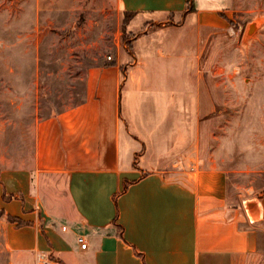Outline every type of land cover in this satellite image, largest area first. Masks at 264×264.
I'll use <instances>...</instances> for the list:
<instances>
[{"label":"crops","instance_id":"1","mask_svg":"<svg viewBox=\"0 0 264 264\" xmlns=\"http://www.w3.org/2000/svg\"><path fill=\"white\" fill-rule=\"evenodd\" d=\"M117 1L165 29L91 68L83 102L37 120L29 169H0V210L25 222L5 223L0 264H246L264 196L240 203L200 156L192 99L191 20L227 1L193 0L194 13L189 0Z\"/></svg>","mask_w":264,"mask_h":264},{"label":"rangeland","instance_id":"2","mask_svg":"<svg viewBox=\"0 0 264 264\" xmlns=\"http://www.w3.org/2000/svg\"><path fill=\"white\" fill-rule=\"evenodd\" d=\"M226 1L214 19L191 20L200 27L192 99L202 111L200 156L217 163L245 204L264 196V0ZM162 29L117 0H0V169H29L37 120L83 102L91 68ZM7 220L0 216V263ZM257 227L246 264H264V222Z\"/></svg>","mask_w":264,"mask_h":264},{"label":"trees","instance_id":"3","mask_svg":"<svg viewBox=\"0 0 264 264\" xmlns=\"http://www.w3.org/2000/svg\"><path fill=\"white\" fill-rule=\"evenodd\" d=\"M188 3L189 4H188V11H187V13H194L195 12V4H194L193 0H189ZM126 13L127 14L138 15V13H136V12L126 11ZM125 188H127V186ZM4 199L7 200V197L4 196ZM0 216H5V211L4 210H0ZM6 217H7V219L10 222H17L21 226L25 224V222L22 221L19 218H16V217H13V216H10V215H7ZM121 237H122V233H121Z\"/></svg>","mask_w":264,"mask_h":264},{"label":"built area","instance_id":"4","mask_svg":"<svg viewBox=\"0 0 264 264\" xmlns=\"http://www.w3.org/2000/svg\"><path fill=\"white\" fill-rule=\"evenodd\" d=\"M86 247V245L85 244H83V248H85ZM39 262H42V260H40V258H39Z\"/></svg>","mask_w":264,"mask_h":264}]
</instances>
